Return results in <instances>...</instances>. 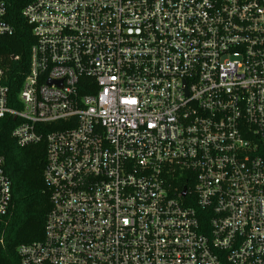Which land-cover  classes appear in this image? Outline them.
<instances>
[{
    "label": "built area",
    "instance_id": "built-area-1",
    "mask_svg": "<svg viewBox=\"0 0 264 264\" xmlns=\"http://www.w3.org/2000/svg\"><path fill=\"white\" fill-rule=\"evenodd\" d=\"M22 14L35 44L16 100L0 59V120L19 147L46 141L51 210L20 264H264V0H32ZM6 18L0 1V36Z\"/></svg>",
    "mask_w": 264,
    "mask_h": 264
},
{
    "label": "trees",
    "instance_id": "trees-1",
    "mask_svg": "<svg viewBox=\"0 0 264 264\" xmlns=\"http://www.w3.org/2000/svg\"><path fill=\"white\" fill-rule=\"evenodd\" d=\"M0 1L6 5V19L15 29L12 36H0V59L11 68V98L16 100L35 44L32 26L22 14L32 0ZM12 56L20 59L13 61ZM15 124L10 118L0 120V156L12 182L10 212L0 218V264H20L19 247L43 240L51 210V192L44 180L46 141L19 147L11 135Z\"/></svg>",
    "mask_w": 264,
    "mask_h": 264
},
{
    "label": "water",
    "instance_id": "water-1",
    "mask_svg": "<svg viewBox=\"0 0 264 264\" xmlns=\"http://www.w3.org/2000/svg\"><path fill=\"white\" fill-rule=\"evenodd\" d=\"M185 194H186V192L183 193V195H185Z\"/></svg>",
    "mask_w": 264,
    "mask_h": 264
}]
</instances>
